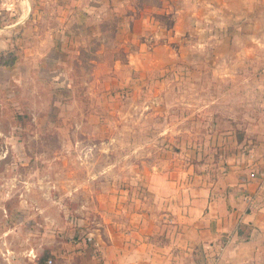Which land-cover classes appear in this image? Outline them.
Wrapping results in <instances>:
<instances>
[{
    "label": "rangeland",
    "instance_id": "1",
    "mask_svg": "<svg viewBox=\"0 0 264 264\" xmlns=\"http://www.w3.org/2000/svg\"><path fill=\"white\" fill-rule=\"evenodd\" d=\"M249 128L264 0H0V264L75 257L116 199L156 209Z\"/></svg>",
    "mask_w": 264,
    "mask_h": 264
},
{
    "label": "crops",
    "instance_id": "2",
    "mask_svg": "<svg viewBox=\"0 0 264 264\" xmlns=\"http://www.w3.org/2000/svg\"><path fill=\"white\" fill-rule=\"evenodd\" d=\"M227 138L187 180H166L156 209L116 199L58 264H264V128Z\"/></svg>",
    "mask_w": 264,
    "mask_h": 264
},
{
    "label": "built area",
    "instance_id": "3",
    "mask_svg": "<svg viewBox=\"0 0 264 264\" xmlns=\"http://www.w3.org/2000/svg\"><path fill=\"white\" fill-rule=\"evenodd\" d=\"M251 177L253 178V177H256V174L255 173H252L251 174ZM47 264H53V260H48L47 261Z\"/></svg>",
    "mask_w": 264,
    "mask_h": 264
},
{
    "label": "trees",
    "instance_id": "4",
    "mask_svg": "<svg viewBox=\"0 0 264 264\" xmlns=\"http://www.w3.org/2000/svg\"><path fill=\"white\" fill-rule=\"evenodd\" d=\"M13 61L12 62H7L5 65H13ZM42 264H43V262H42Z\"/></svg>",
    "mask_w": 264,
    "mask_h": 264
}]
</instances>
